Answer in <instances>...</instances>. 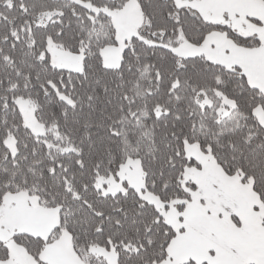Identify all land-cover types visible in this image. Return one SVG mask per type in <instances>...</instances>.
Masks as SVG:
<instances>
[{"label":"snow or ice","instance_id":"snow-or-ice-1","mask_svg":"<svg viewBox=\"0 0 264 264\" xmlns=\"http://www.w3.org/2000/svg\"><path fill=\"white\" fill-rule=\"evenodd\" d=\"M0 264H264V0H0Z\"/></svg>","mask_w":264,"mask_h":264}]
</instances>
